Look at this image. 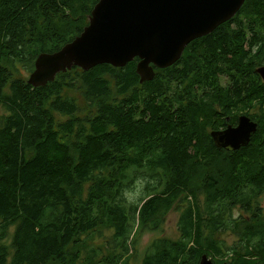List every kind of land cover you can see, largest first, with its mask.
Listing matches in <instances>:
<instances>
[{"label": "trees", "instance_id": "trees-1", "mask_svg": "<svg viewBox=\"0 0 264 264\" xmlns=\"http://www.w3.org/2000/svg\"><path fill=\"white\" fill-rule=\"evenodd\" d=\"M99 1L0 0V264H131L136 236L161 230L174 208L180 237L154 240L141 264H200L205 254L215 264H264V0H247L235 17L250 19V37L210 39L212 48L234 47L218 64L230 86L222 91L218 80L210 98L249 109L259 123L236 151L202 137L207 104L192 103L200 96L168 98L163 69L142 83L138 60L75 67L41 87L19 75L78 37ZM203 74L210 90L218 73ZM138 174L155 182L128 205L124 191ZM237 207L250 215L236 218ZM103 229L114 245L90 252ZM228 231L235 245L221 239Z\"/></svg>", "mask_w": 264, "mask_h": 264}, {"label": "water", "instance_id": "water-1", "mask_svg": "<svg viewBox=\"0 0 264 264\" xmlns=\"http://www.w3.org/2000/svg\"><path fill=\"white\" fill-rule=\"evenodd\" d=\"M247 0H100L83 32L61 50L42 53L28 82L47 86L75 67L89 71L110 64L125 68L137 58L141 82L155 79L158 69L176 63L190 42L235 18ZM264 80V65L257 69ZM259 123L248 115L213 136L221 148L248 146ZM200 264H215L205 254Z\"/></svg>", "mask_w": 264, "mask_h": 264}, {"label": "flooded vegetation", "instance_id": "flooded-vegetation-1", "mask_svg": "<svg viewBox=\"0 0 264 264\" xmlns=\"http://www.w3.org/2000/svg\"><path fill=\"white\" fill-rule=\"evenodd\" d=\"M249 23L250 21L248 20H242L240 18L237 20L236 18H233L232 20L219 26L211 34L200 37L190 42L186 47L183 56L176 63H174L170 67L165 68L166 70L163 69L164 71H166L165 87L166 91L168 92V98L172 99L176 97L179 92H183L190 98L200 96L198 99L193 100L192 103L204 102L207 104L205 109H207L206 112L208 114V117H201L199 128L202 137L205 136V138H212L216 150L218 148H225L219 147L213 136V133L225 131L230 126H237L239 124V118L242 115H247V113L245 114L244 112H242L237 114V112L241 110L240 108L234 107V104L231 101H228L226 99L218 100L210 98L212 88H214V90L217 89L218 80L221 84L222 91L225 90L227 86H230L229 77L226 72L227 67L221 69L219 68L218 64L220 65V63H222V61L225 60L227 56L231 57L234 54V47L233 45H231V43H229V41L228 50L227 52H225V50L220 48H212L210 46V39H214L217 34L221 35L222 33L227 32L229 33L228 35L232 37L234 36L233 33L236 30H240L242 32L247 31L248 37H250V35L253 34L256 29H251ZM243 25L244 27H242ZM137 60L138 64L140 62V59L137 58L134 61ZM206 68L210 70V73H218L216 75L218 77L214 79L215 85L213 87H210V90H206L203 85L206 82L203 74ZM156 70H158V68H156ZM207 74L208 73H206V75ZM209 83L210 85L212 84V82L210 81L207 82L206 85L209 86ZM195 92H197L198 94H196ZM211 105H213V107H211ZM236 115H239V117L237 116L238 119Z\"/></svg>", "mask_w": 264, "mask_h": 264}, {"label": "rangeland", "instance_id": "rangeland-1", "mask_svg": "<svg viewBox=\"0 0 264 264\" xmlns=\"http://www.w3.org/2000/svg\"><path fill=\"white\" fill-rule=\"evenodd\" d=\"M242 20H248V18H243ZM252 20V19H251ZM245 24V23H244ZM247 24V23H246ZM244 27V25L242 26ZM235 33L241 32L239 31H234ZM33 72H28L24 69H22L21 74H19L22 78L24 79H30V76ZM75 97L78 99V102L83 105V99L82 95L80 92H77L75 94ZM241 111L237 112V114L244 112L246 114V111L243 109H240ZM252 113H256L257 110L256 108L251 110ZM0 114H3V110L0 109ZM237 116V115H236ZM205 135V134H204ZM152 178L149 177V175H145L143 177L142 174H138L136 179L134 180L132 186L130 188L125 189L124 191V197L127 201L128 205L131 204H137L140 202L141 199L144 197H149V191H148V186L150 183H152ZM155 182V181H153ZM261 206L264 210V195L261 197ZM181 215V210H177L174 208L166 217L164 223L162 224V229L159 231H147L144 233H139L136 238H137V252L136 255L133 254L130 256L131 258V264H141L142 259L145 255V252L149 248V246L152 244V242L156 239L162 238V237H167V238H172V239H177L180 237V231H179V219ZM234 215L236 218L244 215H250L246 211H244L241 207H237L234 209ZM135 221V220H134ZM137 223V220H136ZM135 224V222H133ZM12 234L13 230L11 232L10 237L6 241V243H11L12 241ZM113 230L110 229H103L101 230L100 233L95 234V238L92 243L89 245V251L92 252L91 250L95 249V247H100L101 252L103 255H106L108 253V250L114 245L113 244ZM221 239H225L229 245H235L239 241L238 235L234 233V231H228L224 234L221 235ZM132 249V248H131ZM101 254V253H100ZM84 255H87V252L84 253ZM89 256V254H88Z\"/></svg>", "mask_w": 264, "mask_h": 264}, {"label": "bare ground", "instance_id": "bare-ground-1", "mask_svg": "<svg viewBox=\"0 0 264 264\" xmlns=\"http://www.w3.org/2000/svg\"><path fill=\"white\" fill-rule=\"evenodd\" d=\"M68 27V26H67ZM204 43H206V42H204ZM206 44H208V43H206ZM205 45V44H204ZM198 50V49H197ZM196 50V51H197ZM188 52V51H187ZM203 52V51H202ZM204 53H206V52H204ZM201 55V54H200ZM166 70V69H165ZM84 71V70H83ZM156 71H158V70H156ZM15 72V71H14ZM67 74V73H66ZM59 77V76H58ZM141 78V77H140ZM222 121V120H221ZM219 123V122H218ZM209 124V123H208ZM225 124V123H224ZM226 127V126H225ZM249 147V146H248ZM224 150V149H223ZM259 221V220H258ZM255 234V233H254Z\"/></svg>", "mask_w": 264, "mask_h": 264}]
</instances>
